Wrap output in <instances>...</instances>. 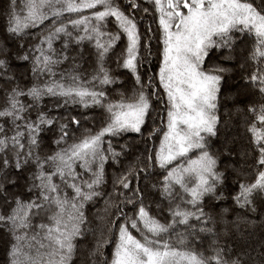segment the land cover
Wrapping results in <instances>:
<instances>
[{
    "label": "snow or ice",
    "instance_id": "6c2138e0",
    "mask_svg": "<svg viewBox=\"0 0 264 264\" xmlns=\"http://www.w3.org/2000/svg\"><path fill=\"white\" fill-rule=\"evenodd\" d=\"M0 264H264V0H0Z\"/></svg>",
    "mask_w": 264,
    "mask_h": 264
},
{
    "label": "trees",
    "instance_id": "16d2710c",
    "mask_svg": "<svg viewBox=\"0 0 264 264\" xmlns=\"http://www.w3.org/2000/svg\"><path fill=\"white\" fill-rule=\"evenodd\" d=\"M252 219H254L255 224L257 225V227H256V237H259L260 232H261V229L259 227V224L261 222V218L259 217V215H257L256 217H254Z\"/></svg>",
    "mask_w": 264,
    "mask_h": 264
}]
</instances>
